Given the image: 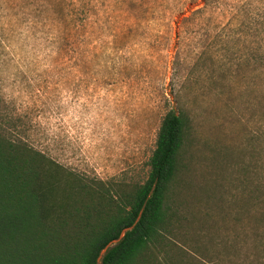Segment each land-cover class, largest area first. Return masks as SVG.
I'll return each mask as SVG.
<instances>
[{
  "label": "rangeland",
  "instance_id": "rangeland-1",
  "mask_svg": "<svg viewBox=\"0 0 264 264\" xmlns=\"http://www.w3.org/2000/svg\"><path fill=\"white\" fill-rule=\"evenodd\" d=\"M169 110L191 129L155 254L264 264V0H0L1 130L132 185Z\"/></svg>",
  "mask_w": 264,
  "mask_h": 264
},
{
  "label": "trees",
  "instance_id": "trees-1",
  "mask_svg": "<svg viewBox=\"0 0 264 264\" xmlns=\"http://www.w3.org/2000/svg\"><path fill=\"white\" fill-rule=\"evenodd\" d=\"M190 129L186 113L167 111L147 177L132 185L79 174L0 129V264H163L155 249Z\"/></svg>",
  "mask_w": 264,
  "mask_h": 264
}]
</instances>
